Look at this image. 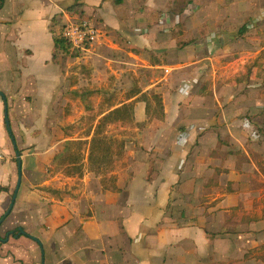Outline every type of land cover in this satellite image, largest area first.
Listing matches in <instances>:
<instances>
[{
	"label": "rangeland",
	"instance_id": "rangeland-1",
	"mask_svg": "<svg viewBox=\"0 0 264 264\" xmlns=\"http://www.w3.org/2000/svg\"><path fill=\"white\" fill-rule=\"evenodd\" d=\"M58 1L61 3V11L50 25L51 32L55 35L58 33L61 23L67 22L64 19L68 14L69 17L86 20L100 33L98 40L86 49L71 47L68 52L58 51L53 59L55 63H59L62 79L59 87L54 89V109L44 125L52 132V136L61 135L59 140L53 138L52 144L64 142L63 140L67 138L84 142L81 146H73L71 153L76 152L75 159L70 161L73 164H68V161L65 162L67 166L64 164L58 166L55 162L51 168L48 165L42 167L41 175L44 182L40 185L34 184L32 191H39L44 197L45 206L42 210L45 215L55 203L54 209L61 212L62 219L66 220L62 207L65 202L54 199L59 196L62 199L69 194L74 196L73 208L80 207L85 210L84 200L90 198L86 191L92 189L95 199L89 205V212L93 215L102 193L108 198H114L122 191H127L135 176L144 172L143 153H154L151 148L157 145L156 132L165 131L160 146L172 148L180 134V128L190 124L187 120L171 122L173 117L170 116V110L176 108L178 102L185 106L182 108V115L185 118L193 114L195 108L193 109L192 104L204 102L206 97L209 105H217L211 110L213 117L219 115L220 108V114L222 110L225 114L229 112V123L232 121L236 125L229 128L231 131L229 148L223 147L220 152L213 155L212 160H216L218 156L222 159L229 153V166H239L244 162L232 163V156H246V151L249 154L252 151L255 155L262 152L264 0H171L167 5L157 9L158 21L152 18L153 11L152 13L147 11L144 15L146 19L139 18L136 25L134 16H143V13L136 11L135 4L128 1L122 8L113 1L106 0ZM162 3L160 0V5ZM0 5L4 6V0ZM196 5H201V9L195 11ZM166 13L171 17L170 28L168 25L162 27L160 24L161 16ZM165 18L164 16V21ZM244 27L246 30L239 33ZM211 49L214 51L212 54ZM164 51L180 52L183 60L180 61L177 56L163 57ZM0 62L3 66L10 63L6 61L1 47ZM188 66L192 69L187 70ZM195 78L200 80L196 87L200 91L183 96L180 100L177 94L179 91L183 93L180 84ZM212 78L217 82L229 83V103H225L226 99H223L221 106L216 104L217 102H209L208 89L213 84ZM172 94L174 95L170 99ZM165 95L172 101L170 104L165 103ZM148 104L151 111L149 114ZM21 105L30 108L26 102ZM128 105L129 114L125 119L124 115L119 113L102 121L105 115ZM33 107L37 108V105L34 104ZM233 117L235 118L232 119ZM242 118L249 119L256 128L252 129L249 124H243L240 121ZM97 125L104 129L111 152L100 162L96 161L93 153L94 160L90 163L88 160L89 152L91 153L90 143ZM257 132L259 141L253 136L248 137L249 133L256 135ZM62 145L60 143L57 149ZM193 155L194 153L187 155L177 182L179 190L173 192H180L188 177L195 181L202 178L199 185L210 197L206 202V209L214 208L218 211L225 210L221 205L229 195V213L232 211L235 215L231 217V222L238 223L245 229L241 235V244L245 251H236L234 257L239 259L245 257L253 264H264V172L263 175H258L260 179L258 180L249 175L244 167L240 176L226 185L222 183L224 179L213 180L209 170L199 172L197 160ZM150 159L152 158L148 161H151ZM67 167L73 170L70 171L71 174L67 172ZM154 170L149 167L145 172V179L148 181L156 179L157 174ZM96 173L101 177L102 188L98 187L97 182L89 183L88 175ZM255 173L257 174V171ZM247 182L249 185H244ZM78 195L82 197L77 198ZM235 196L238 198L237 202L234 201ZM126 215L125 211L124 219ZM224 218L219 217L217 225L221 224ZM91 221L92 218L88 220V225ZM246 222L249 225H246ZM18 224L25 225L20 208L13 211L2 224L1 238L5 239L11 231L17 233L19 227L23 228L17 226ZM230 225L232 223L229 222ZM65 226L63 224L58 227L64 230L63 234L77 235L85 231L83 226L80 227V221L70 227L68 232ZM23 229L27 237L33 235L29 233L28 226H24ZM218 232L228 233L229 230L219 227ZM27 237L18 239L11 236L6 244L0 242V264H7L11 255L13 257L21 255L23 249L30 251L25 246L33 240ZM121 240L122 237L116 242L117 247ZM114 243L112 242L113 245ZM39 257L41 258V255L38 259ZM103 260V264L115 263L114 259L108 256Z\"/></svg>",
	"mask_w": 264,
	"mask_h": 264
},
{
	"label": "crops",
	"instance_id": "crops-1",
	"mask_svg": "<svg viewBox=\"0 0 264 264\" xmlns=\"http://www.w3.org/2000/svg\"><path fill=\"white\" fill-rule=\"evenodd\" d=\"M127 1L135 4L136 11L143 13V16H134L135 25L139 18L146 19L144 15L147 11H153L152 18L158 21L157 9L171 2L161 0L163 3L160 5V0ZM60 5L58 0H4V6L0 8V47L6 61L10 62V65L0 64V220L4 212H7L15 193L19 154L22 161V181L11 213L20 208L25 220L24 226H28L29 233L40 241L39 244L33 240L25 246L30 251L23 249L21 255H16L17 258L11 255L7 264H103L105 256L113 258L114 264H253L245 257H234L236 251H245L241 244V235L245 229L238 223L231 222V217L235 215L232 211L229 213V195L221 205L225 210L218 211L214 208L206 209V202L210 197L199 185L202 178L195 181L188 177L183 189L173 192L179 190V174L187 155L192 153L197 160L199 172L209 170L213 180L224 179L222 183L226 185L240 176L244 167L249 175L258 180V175H263L264 157L260 155L264 156V148L258 155L246 151V156H232V163L244 162L239 166H229V153L222 159L218 156L216 160H212L213 155L223 147L229 148V128L236 125L232 121L229 123V112L225 114L222 110L220 114L221 108L218 109L219 115L213 117L211 110L217 105H209L207 97L204 102L192 104L195 109L190 117H183L182 108L185 106L179 102L176 108L170 110L172 123L180 120L190 123L180 128L174 147L160 146L165 131H157V145L151 148L154 153H143L144 172L137 174L128 190L122 191L119 196L108 198L102 193L101 198H98L95 214L89 212V205L95 199L92 189L86 191L90 198L84 200L85 210L73 208L75 198L70 194L64 199L55 196L57 201L66 203L62 204L66 220L62 219L61 212L54 209L53 202L48 214L43 213L44 197L39 191L33 192L32 187L44 182L42 167L48 165L51 168L56 157L65 152L67 142L76 140L67 138L64 142L52 144L51 140H59L61 135L52 136V132L44 125L54 109V89L59 87L62 79L59 63L53 61L55 34L50 28L61 11ZM124 5H120L121 8ZM164 16L170 14L161 16L162 27L167 25ZM64 20L66 23L70 20L86 21L69 17L68 14ZM63 25L61 23L56 35L62 34ZM212 52L213 49L210 54ZM162 55L168 58L177 56L180 61L183 60V55L177 51H164ZM20 60L26 62L21 63ZM199 81V78H195L182 82L180 87L183 93H177L179 99L200 91L196 88ZM212 81L213 84L208 89L209 102H217L221 106L223 99H226L225 103H229V83L217 82L213 78ZM242 97L245 98V95ZM23 102L30 105V108L21 105ZM166 102H172L168 95H165ZM34 104L37 108L33 107ZM6 117L10 122L11 134L7 129ZM240 121L249 124L252 129L255 127L249 119L242 118ZM249 134L248 137L253 136L259 141V132L256 135ZM60 143L63 145L57 149ZM149 158H152L151 161H148ZM149 167L155 169L154 173L157 174L152 181L145 179V172ZM100 178L97 173L88 175L89 183L97 182L98 187L102 188ZM248 182L244 185H249ZM76 197L81 198L82 195ZM237 200L235 196L234 201ZM125 211L127 215L124 219ZM219 217L225 218L217 225ZM79 221L80 227L83 226L85 230L81 234H63L64 230L58 229L65 224L68 232ZM229 222L232 225L229 226ZM246 225H249L248 222ZM219 227L228 228L229 232L218 234ZM25 237L27 236L19 238ZM120 237L121 244L117 247L116 242ZM112 242H115L114 245ZM40 255L41 258L38 259Z\"/></svg>",
	"mask_w": 264,
	"mask_h": 264
},
{
	"label": "trees",
	"instance_id": "trees-1",
	"mask_svg": "<svg viewBox=\"0 0 264 264\" xmlns=\"http://www.w3.org/2000/svg\"><path fill=\"white\" fill-rule=\"evenodd\" d=\"M111 1H113L117 6L124 5L126 2V0H111ZM2 2H3V0H0V3H2ZM76 6H74V7H76ZM0 8H2V5H0ZM69 11L73 12L74 10H69ZM76 12H78V10H76ZM244 30H246L245 27L239 33H242ZM54 42H55V51H54V55H53L54 58L57 56L58 51L68 52L69 49L71 50V45L63 37L62 34L61 35H54ZM83 96H85V95H83ZM160 105H162L161 102H160ZM86 107L89 108L90 106H86ZM129 108H130V105L118 108V109L110 112L108 115H105L102 118V121L104 122V121H106V118L109 119L113 114H119V113H122L124 115L123 119H125V117L128 116V114H129ZM150 112H151L150 111V105L148 104L147 105V113L149 114ZM82 142H84V141H69V142H67L65 152L62 153L61 155L57 156L55 159V162L57 163V165L60 166V164H64L65 166H67L68 164H73L70 161L75 159L74 156H75L76 152L71 153V150L73 149L74 145L81 146ZM90 149H91V153L89 152V156H88V160L90 163H93L92 160H94L93 159V153H95V159L97 162L104 160L105 158H107L110 155V152H111L110 142L107 141V139L104 135V129L102 128L101 125L100 126L97 125V127H96V130H95V132L92 136V139H91ZM65 162H68V164H66ZM70 171L73 172L72 169H68V167H67V172L70 173ZM17 233H18V229H17Z\"/></svg>",
	"mask_w": 264,
	"mask_h": 264
},
{
	"label": "built area",
	"instance_id": "built-area-1",
	"mask_svg": "<svg viewBox=\"0 0 264 264\" xmlns=\"http://www.w3.org/2000/svg\"><path fill=\"white\" fill-rule=\"evenodd\" d=\"M191 6V4H190ZM195 11L201 9V5H196ZM193 10V9H192ZM165 22L168 28L171 27V17L166 16ZM63 37L69 42L71 47L75 49H86L87 46L94 44L99 37V31L92 27L87 21L70 20L62 26ZM192 67L188 66L187 70Z\"/></svg>",
	"mask_w": 264,
	"mask_h": 264
},
{
	"label": "water",
	"instance_id": "water-1",
	"mask_svg": "<svg viewBox=\"0 0 264 264\" xmlns=\"http://www.w3.org/2000/svg\"><path fill=\"white\" fill-rule=\"evenodd\" d=\"M6 123H7V129H8V131L11 134V126H10V122H9L8 117H6ZM12 141H14L13 136H12ZM17 162H18V180H17V186H16V189H15V193L13 194L11 204H10L7 212L4 214L3 218L0 220V226H1V223L6 219V217H8V215L12 212L13 207H14V204H15V201H16V198H17V193H18L19 188L21 186V181H22V161H21V157H20L19 154H17ZM14 234H15V232H11V233H9V235L6 236V239L5 240H1V238H0V240L3 241L4 243H6V242L9 241L10 236H12ZM22 236H26V234H25V232H24L23 229L19 228L18 229V233L15 235V237L16 238H19V237H22ZM30 239H32V240H34V241H36L37 243L40 244L39 239H37L36 237L31 236Z\"/></svg>",
	"mask_w": 264,
	"mask_h": 264
},
{
	"label": "flooded vegetation",
	"instance_id": "flooded-vegetation-1",
	"mask_svg": "<svg viewBox=\"0 0 264 264\" xmlns=\"http://www.w3.org/2000/svg\"><path fill=\"white\" fill-rule=\"evenodd\" d=\"M17 233L15 232V234L14 235H12V236H14L15 237V235H16Z\"/></svg>",
	"mask_w": 264,
	"mask_h": 264
}]
</instances>
